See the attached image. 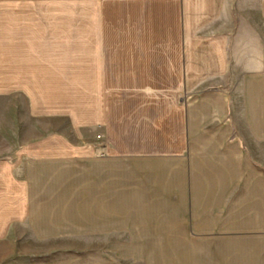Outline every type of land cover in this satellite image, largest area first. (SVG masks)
Here are the masks:
<instances>
[{
  "label": "crops",
  "instance_id": "1",
  "mask_svg": "<svg viewBox=\"0 0 264 264\" xmlns=\"http://www.w3.org/2000/svg\"><path fill=\"white\" fill-rule=\"evenodd\" d=\"M79 7L31 67L77 82L52 111L77 141L0 172V239L25 226L24 264H264V0Z\"/></svg>",
  "mask_w": 264,
  "mask_h": 264
},
{
  "label": "rangeland",
  "instance_id": "2",
  "mask_svg": "<svg viewBox=\"0 0 264 264\" xmlns=\"http://www.w3.org/2000/svg\"><path fill=\"white\" fill-rule=\"evenodd\" d=\"M79 8V0H0V172L19 171L21 152L40 138L59 134L77 141L69 116L52 112L65 103L73 111L77 82L39 80L31 67L41 52L46 56L45 47L37 48L46 26L79 24ZM60 84L67 87V97L56 95ZM13 228L0 239V264H24L31 247L25 226Z\"/></svg>",
  "mask_w": 264,
  "mask_h": 264
}]
</instances>
